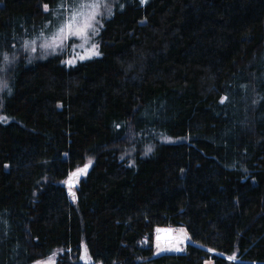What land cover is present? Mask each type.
Returning a JSON list of instances; mask_svg holds the SVG:
<instances>
[{
  "label": "trees",
  "instance_id": "trees-1",
  "mask_svg": "<svg viewBox=\"0 0 264 264\" xmlns=\"http://www.w3.org/2000/svg\"><path fill=\"white\" fill-rule=\"evenodd\" d=\"M63 1L0 0V69ZM99 38L73 65L9 67L0 264H85L83 244L92 264H264V0H124ZM165 226L185 251L155 255Z\"/></svg>",
  "mask_w": 264,
  "mask_h": 264
},
{
  "label": "rangeland",
  "instance_id": "rangeland-1",
  "mask_svg": "<svg viewBox=\"0 0 264 264\" xmlns=\"http://www.w3.org/2000/svg\"><path fill=\"white\" fill-rule=\"evenodd\" d=\"M146 1L147 0H143V3ZM79 2L80 0H64L61 2L58 9L55 10L56 18L53 21L47 23L44 29H42V31L34 37L22 40L21 46L18 49H15L10 54L6 53L5 55L7 56V60H5V55L3 56L2 62L4 65L2 64L3 66H1L0 69V91L7 83L6 81L9 67H11L16 59L21 55H24L29 59H42L53 54H60L62 56L63 62H65L67 65H73L81 60H86L101 54V40L99 35L104 26V22L107 18L113 15L117 8H123L124 0H102V6L99 8V15L95 17L96 22L93 24L95 32L89 29L87 40L81 39L76 35H68L65 39H63L62 42L59 39L53 41V34L57 33V30L60 28V26L71 16V13L75 10V6ZM26 42L28 43L27 47ZM44 44H49L52 46L42 47ZM92 45L96 46L95 49L92 48ZM33 47L35 48V51L32 50ZM118 147L122 155L129 158L133 157L136 151L135 146L129 144L128 142L125 145L119 143ZM93 161L94 157L92 155L86 156L85 162L78 166L76 170H74L67 178H65L63 183L68 185V182L74 181L78 184L81 177L86 175ZM86 165L87 167H85ZM78 169L81 171L78 172ZM71 188L76 190V186ZM158 229L159 231L156 232L154 243L156 256L164 253L183 252L186 250L187 244L191 241L188 231L183 226H165ZM83 246L86 245L83 244ZM63 251L64 250L62 248H58L50 256L38 259L31 264H36L37 261L48 262L49 257H51L52 262L56 264L60 254L63 253ZM87 255L91 258L88 249ZM206 264H213V261L208 260L206 261Z\"/></svg>",
  "mask_w": 264,
  "mask_h": 264
},
{
  "label": "snow or ice",
  "instance_id": "snow-or-ice-1",
  "mask_svg": "<svg viewBox=\"0 0 264 264\" xmlns=\"http://www.w3.org/2000/svg\"><path fill=\"white\" fill-rule=\"evenodd\" d=\"M143 2V0H142ZM102 6V0H80V2L75 6V10L71 13V16L60 26L57 30V33L53 34V41L59 39L61 42L68 35H76L81 39L87 40L88 38V30L91 29L95 32V28L93 24L96 22L95 17L99 15V8ZM45 10H48V6H44ZM34 43V42H33ZM28 43L26 42V47ZM52 45L44 44L42 47H50ZM95 45H92V48L95 49ZM35 51V48H32ZM5 60H7V56L5 55ZM6 86V85H5ZM223 98L221 102H224ZM151 151V149H149ZM87 167V165L85 166ZM78 172L81 170H77ZM71 187V184H69ZM70 195H74L70 193ZM159 231V229L157 230ZM83 251L81 254V259L84 260L85 264H92L91 258L87 255L86 246H82ZM55 255V254H53ZM36 264H54L52 262V258H48V262L37 261Z\"/></svg>",
  "mask_w": 264,
  "mask_h": 264
},
{
  "label": "water",
  "instance_id": "water-1",
  "mask_svg": "<svg viewBox=\"0 0 264 264\" xmlns=\"http://www.w3.org/2000/svg\"><path fill=\"white\" fill-rule=\"evenodd\" d=\"M69 184H71V187H73L75 185V182L74 181H70V182H68V186H69Z\"/></svg>",
  "mask_w": 264,
  "mask_h": 264
}]
</instances>
